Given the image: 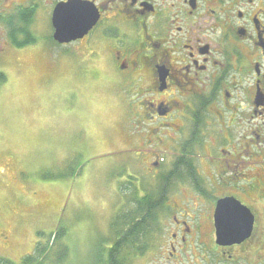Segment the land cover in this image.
Masks as SVG:
<instances>
[{"label":"flooded vegetation","instance_id":"1","mask_svg":"<svg viewBox=\"0 0 264 264\" xmlns=\"http://www.w3.org/2000/svg\"><path fill=\"white\" fill-rule=\"evenodd\" d=\"M73 59L130 97L126 143L150 182L125 202L131 211L146 198L156 217L134 262L264 264V0H0V98L11 70L62 85ZM1 141L0 193L12 185ZM4 198L0 231L4 215L26 210ZM224 200L231 236L219 238Z\"/></svg>","mask_w":264,"mask_h":264},{"label":"rangeland","instance_id":"2","mask_svg":"<svg viewBox=\"0 0 264 264\" xmlns=\"http://www.w3.org/2000/svg\"><path fill=\"white\" fill-rule=\"evenodd\" d=\"M80 63L73 59L68 70L63 66L60 86L57 76L46 79L35 68L31 75L11 70L0 98V140L12 184L0 195L11 209L26 208L21 216L4 215L1 223L9 250L0 249V255L11 264H25L22 259L31 258L37 244L52 252L42 264H59L60 245L53 247L50 235L60 223L67 230L62 264H104L114 232L125 226L120 218L129 208L130 186L150 182L135 168L126 143L130 97L106 77L94 82ZM245 194L256 196L257 189L247 187ZM34 255L39 260L32 257L29 264H39L41 257ZM125 259L135 263L133 257Z\"/></svg>","mask_w":264,"mask_h":264},{"label":"trees","instance_id":"3","mask_svg":"<svg viewBox=\"0 0 264 264\" xmlns=\"http://www.w3.org/2000/svg\"><path fill=\"white\" fill-rule=\"evenodd\" d=\"M130 196L136 197V194L131 195L129 192V197ZM142 200L143 201L140 202L138 199L136 201L137 206L135 207L133 205V210L126 213L124 212L122 214L120 219H122V223H124L125 226L120 231L116 230L114 232L116 239H114L113 241V245L109 250L106 262L104 264H121L126 260V257H131L133 254L141 255L147 249L149 243L148 239L151 235V231H149V229L153 224L156 223V217L154 215L151 218V216L148 215V202L146 201V198H143ZM63 227L64 226L62 225V223H60L59 226H57L55 229L56 233H52L50 235L53 239L52 246L54 247V243H59L60 245V248L58 247L57 250L58 254L56 255L59 264H62L67 259L66 245L64 246L63 242H61L66 237L67 233V230ZM40 246L41 245L38 244L36 245V247L34 248V254L36 253V255L41 257L39 264H42L46 261L47 258L53 256L48 255V253L52 254V252H49L48 249L44 247L40 248ZM63 247H65V249ZM61 248H63L64 251L61 250ZM34 254L32 257L36 258ZM32 257L23 258L22 262L25 264H29ZM122 258L123 260H121ZM36 260L39 259L36 258ZM0 264H11V262L7 259L0 258ZM101 264L103 263L101 262Z\"/></svg>","mask_w":264,"mask_h":264},{"label":"water","instance_id":"4","mask_svg":"<svg viewBox=\"0 0 264 264\" xmlns=\"http://www.w3.org/2000/svg\"><path fill=\"white\" fill-rule=\"evenodd\" d=\"M73 38L76 39L77 37L74 36ZM229 204H230V200H224L218 204L217 223H218L219 238L231 236V233H229V231H223L224 228L230 227L229 223L231 222V219H227L226 217L228 216H223V209L226 205ZM253 224H254V217L252 216L251 212L245 207V237L248 236L252 231Z\"/></svg>","mask_w":264,"mask_h":264},{"label":"bare ground","instance_id":"5","mask_svg":"<svg viewBox=\"0 0 264 264\" xmlns=\"http://www.w3.org/2000/svg\"><path fill=\"white\" fill-rule=\"evenodd\" d=\"M128 211H129V209H128ZM128 211H126V212H128Z\"/></svg>","mask_w":264,"mask_h":264}]
</instances>
